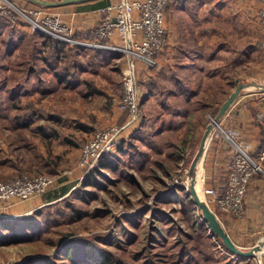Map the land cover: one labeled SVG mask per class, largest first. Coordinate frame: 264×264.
Instances as JSON below:
<instances>
[{
  "label": "rangeland",
  "instance_id": "obj_1",
  "mask_svg": "<svg viewBox=\"0 0 264 264\" xmlns=\"http://www.w3.org/2000/svg\"><path fill=\"white\" fill-rule=\"evenodd\" d=\"M9 1L26 12L37 6L28 0ZM18 23L20 26L26 25L23 20ZM28 39L19 44L17 50L0 55V94L3 92L5 95L7 89L12 88L17 94L14 99H18L20 104V107L12 108L11 117L26 110V103L33 102L39 112L53 111L64 118L85 120L90 126L89 134L97 126L121 125L105 122L108 117L101 115L102 99L82 97V93L67 90L42 95L38 89L33 88L34 83L24 81L29 60L37 61L36 67L43 65L31 53L28 56L27 52L32 49ZM6 46L10 47L4 43L0 45V51ZM113 77L117 86L114 93L119 96L121 73L115 72ZM259 82L264 85V78H260ZM220 105H204L197 100L190 106L192 119L174 121L168 118L166 121L159 119L140 123L125 136L123 150H117L108 158L111 166L118 165L115 172L111 167H106V157L92 167H76L80 146L91 134L85 139L83 135L87 133L81 131L78 138L75 137L66 119L63 120L64 124L55 125L59 128L56 138H45L28 129L12 130L10 122L0 117V180L22 174H45L56 179L54 186L70 185L64 199L46 207H43L44 202L34 211L16 216L35 215L38 222L46 219L47 224L41 226L40 233L29 241L0 245V264H16L32 257L49 256L60 248L59 240L67 237L91 240L98 248L128 261L137 260V263L152 261L157 264H185V257L188 260L192 256L200 257V252L191 248L195 241L190 240V237L194 235L193 224H199L202 219L200 211L191 203V197H187L186 180L200 138ZM143 113L144 108H141L142 119ZM165 122L166 126H163ZM225 131L234 142H239L232 128ZM64 135L72 136L73 142H67L66 146L63 141L59 142ZM65 171L72 173L61 178ZM200 174L196 191L199 194L201 192L200 196L206 200L202 193L203 187H206L204 159ZM254 179L259 180V186L250 187L249 181L244 197V213L240 218L232 217L236 220L245 219L247 231H252V235L239 245L244 250L264 238V166ZM9 202L0 204V209ZM211 208L219 218L222 212L212 205ZM249 209L252 210L250 214ZM0 231L8 233L3 229ZM205 233L209 234V231ZM211 239L216 264H264V250L248 260H241L222 248L217 239ZM57 263L68 264L63 258L57 259Z\"/></svg>",
  "mask_w": 264,
  "mask_h": 264
},
{
  "label": "crops",
  "instance_id": "obj_2",
  "mask_svg": "<svg viewBox=\"0 0 264 264\" xmlns=\"http://www.w3.org/2000/svg\"><path fill=\"white\" fill-rule=\"evenodd\" d=\"M100 1H106L107 4L113 2L93 0L54 7L51 10L75 28H90L99 22V7L96 4ZM261 8L262 0L170 2L165 11L167 45L157 66L149 69L142 62L135 61L141 108H144L140 123L159 119L166 121L168 118L174 121L192 119L190 106L195 101H202L204 105L222 104L238 82L260 84V78H264L263 53L260 47L263 34L259 17ZM20 25H12L10 30L7 27L9 25L0 28V40L4 37H7L6 41L10 40V47L3 48L4 54H7V51L17 50L19 44L29 38L32 49L27 52L28 56L31 53L43 65L36 67L37 61L29 60L33 65L31 70L26 69L24 81L34 83L33 88L38 89L42 95L67 90L82 93V97L102 99L101 115L108 117L104 121L120 124L125 122L126 115L117 107L122 92L119 96L115 95L114 88L117 86L115 87L113 77V73H121L127 66V56L124 53L111 48L77 47L65 43L54 51L41 32L33 33L27 25ZM107 44L120 46L121 42L115 36ZM54 54L58 57L55 58ZM259 111H264V92L254 86L244 88L229 106L220 119L203 158L206 187L222 193L227 186L234 149L224 135L225 130L232 128L234 137L248 146L250 154L255 153L260 144L264 148V125L256 120ZM29 117L33 122L27 129L45 138H56L59 128L55 125H62L65 119L71 124L75 137L81 131L87 133L83 135L85 139L91 134L88 133V122L83 119L64 118L53 111L42 113L38 110L30 113ZM162 124L166 126V122ZM135 129L136 127H131L124 130L122 141ZM64 137L58 141H63L66 146L67 142L71 143L72 136ZM258 183L259 180L252 179L250 187L259 186ZM42 197L9 202L0 209V216L16 217L34 211L46 201ZM212 207L216 209L214 205ZM248 212L250 214L252 210L249 209ZM219 219L237 246L252 235V231H247L245 219L236 220L223 212Z\"/></svg>",
  "mask_w": 264,
  "mask_h": 264
},
{
  "label": "built area",
  "instance_id": "obj_3",
  "mask_svg": "<svg viewBox=\"0 0 264 264\" xmlns=\"http://www.w3.org/2000/svg\"><path fill=\"white\" fill-rule=\"evenodd\" d=\"M176 0H116L98 8L99 22L90 28H75L63 21L58 14L43 6L21 11L9 0H0V19L10 25L23 20L30 32H41L65 44L77 47L111 48L127 56V66L121 71V98L118 110L126 115L123 124L101 125L94 128L91 136L81 144L76 167L84 169L94 166L100 159L114 154L124 130L136 127L142 119L141 98L135 61L154 69L167 45L165 11L168 4ZM263 28L260 47L264 55V0L259 12ZM118 37L120 46L107 44ZM212 117L209 119V121ZM256 120L264 125V111L256 114ZM226 133V132H225ZM234 155L230 165L228 182L222 193L212 187H203L202 193L211 208L214 205L221 212L240 218L244 213L245 193L254 174L262 172L264 148L255 159L248 146L234 142ZM72 171H65L61 178ZM56 179L50 175L26 174L0 180V204L9 201L20 202L41 197L52 188ZM212 209V208H211ZM1 217V216H0Z\"/></svg>",
  "mask_w": 264,
  "mask_h": 264
},
{
  "label": "trees",
  "instance_id": "obj_4",
  "mask_svg": "<svg viewBox=\"0 0 264 264\" xmlns=\"http://www.w3.org/2000/svg\"><path fill=\"white\" fill-rule=\"evenodd\" d=\"M105 5H107L106 1H100L96 4V6L99 8ZM5 26H7L10 30L11 29L10 26L12 25L0 19V28H3ZM9 33H7L8 37H10ZM42 35L46 38V40L52 46V48H54V51L57 49L59 45L62 44L64 45L63 42L49 35H46L44 33H42ZM6 39L7 37L1 39L0 45H2L3 43L4 45H8V46L11 45L10 40L6 41ZM3 53H4V49L0 51V55ZM54 55L55 58L58 57L56 54ZM26 64L28 66L27 71L31 70L33 64L29 61ZM1 90L2 88L0 86V91ZM3 94L4 93L2 92L0 95ZM15 95L17 94L11 88V89H7L5 95L0 96V117L10 122V126L12 127V130H18V129L25 130L29 128V126L33 122V119L29 117V114L35 112L36 109L33 106V102L30 103L28 102L26 103L27 104L26 110H23L20 113L19 112L15 113V115L11 117L12 108L16 106L20 107L19 100L17 99L16 101L14 99ZM22 109L23 108H21V110ZM216 110L217 109H215L213 113H215ZM123 142L124 141H121L117 149L118 151L123 150ZM261 150H262V145L260 144L258 146V150L255 153L251 154V156L256 159ZM111 155H108L105 158L106 159L105 165L108 168L111 167V170L115 172L118 169V165L115 164L111 166L110 159H108ZM256 176H258V173L254 174L251 180L254 179ZM181 188L184 189L183 186ZM69 190H70V185L62 184V185L53 186L43 194L44 198L46 199L45 205L43 207L51 206L55 204L57 201L64 199L65 195L69 192ZM187 197L189 198L188 193H187ZM184 201L185 198H183V202ZM191 203H193L192 200ZM46 224H47L46 219H43L42 222H38L35 215H33L32 217L21 216L20 218L7 217V219H5L4 217H0V229L8 231L7 234H4L3 231H0V245L29 241L35 235L39 234L42 228L41 226ZM192 228L194 231V235L193 237H190V240H194L195 245L192 246L191 248L193 250H197L198 252H200V257L192 256L190 257L189 260L187 259V257H185L186 258L185 264H216V259L212 254L213 245L211 238L217 239V241L220 242L221 247L225 249L221 241L212 235V233L208 230L206 224L203 221H200L199 224L198 223L193 224ZM206 230L209 231V234L205 233ZM58 245L60 248L49 256L47 255L44 257H32L26 259L21 263H16V264H59L57 263V259H62V258L65 259V262H67L68 264H157L156 262L154 263L152 261H143L142 263H137L138 262L137 260L132 262L122 259L110 251H106L102 248H98L91 240L88 239H77L75 237H67L66 239L64 238L59 240ZM253 256L251 257L236 256V257L237 259L248 260ZM135 258L138 259V256H136ZM181 260H184V258H181Z\"/></svg>",
  "mask_w": 264,
  "mask_h": 264
},
{
  "label": "water",
  "instance_id": "obj_5",
  "mask_svg": "<svg viewBox=\"0 0 264 264\" xmlns=\"http://www.w3.org/2000/svg\"><path fill=\"white\" fill-rule=\"evenodd\" d=\"M37 6H43L45 8H54L60 7L68 4H76L82 2H88L93 0H28ZM249 86L256 87L259 91L264 92V85L257 84L254 82L243 83L238 82L234 88V90L227 96L225 101L220 105L216 115L207 123L205 130L200 138L198 148L190 162L188 168V175H194L196 170V165L199 160L203 161L208 145L213 137V133L219 125L220 119L226 113L229 106L236 99V97L240 94V92ZM187 193L191 197L193 204L200 211V216L202 221L206 224L208 230L212 233V235L218 238L225 249L238 257H251L260 251L261 244L258 242L254 246H252L248 250H244L237 246L232 239L230 238L228 232L223 226L222 222L218 218V216L214 213V211L210 208L205 199L201 198L195 187L194 182H191L189 187L187 188Z\"/></svg>",
  "mask_w": 264,
  "mask_h": 264
},
{
  "label": "bare ground",
  "instance_id": "obj_6",
  "mask_svg": "<svg viewBox=\"0 0 264 264\" xmlns=\"http://www.w3.org/2000/svg\"><path fill=\"white\" fill-rule=\"evenodd\" d=\"M201 162H202V160H199L198 161V163L196 165V170H195L194 175H192V176L191 175H188L187 180H186V186H187V188L189 187V185H190L191 182H194L195 189L197 188V185H199L198 184L199 183L198 181H200V177H201V174H200ZM200 194H201V192H200ZM200 194L198 193L199 196H200ZM259 243L261 244L260 251H263L264 250V238L261 241H259Z\"/></svg>",
  "mask_w": 264,
  "mask_h": 264
}]
</instances>
